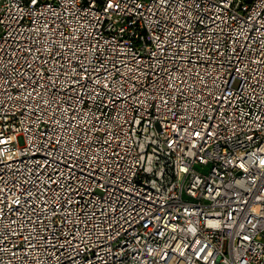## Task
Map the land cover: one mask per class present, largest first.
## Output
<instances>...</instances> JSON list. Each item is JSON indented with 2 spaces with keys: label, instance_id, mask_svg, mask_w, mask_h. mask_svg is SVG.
I'll use <instances>...</instances> for the list:
<instances>
[{
  "label": "built area",
  "instance_id": "built-area-1",
  "mask_svg": "<svg viewBox=\"0 0 264 264\" xmlns=\"http://www.w3.org/2000/svg\"><path fill=\"white\" fill-rule=\"evenodd\" d=\"M0 264H264V0H0Z\"/></svg>",
  "mask_w": 264,
  "mask_h": 264
},
{
  "label": "snow or ice",
  "instance_id": "snow-or-ice-1",
  "mask_svg": "<svg viewBox=\"0 0 264 264\" xmlns=\"http://www.w3.org/2000/svg\"><path fill=\"white\" fill-rule=\"evenodd\" d=\"M33 2H35V0H33Z\"/></svg>",
  "mask_w": 264,
  "mask_h": 264
}]
</instances>
